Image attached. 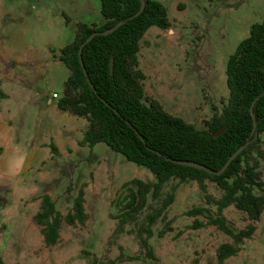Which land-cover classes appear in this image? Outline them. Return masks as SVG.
<instances>
[{"label":"rangeland","instance_id":"obj_1","mask_svg":"<svg viewBox=\"0 0 264 264\" xmlns=\"http://www.w3.org/2000/svg\"><path fill=\"white\" fill-rule=\"evenodd\" d=\"M161 2L171 25L165 30L150 26L140 42L138 68L145 75L144 91L167 112L201 128L204 120L211 117L215 108L219 111L228 97L227 60L240 40L248 36L251 25L264 19V0ZM50 7L52 11L57 9L55 5ZM21 11L24 19L13 20L22 32L21 42L30 39L37 44L44 42L38 31L47 30L49 25L54 30L52 15L29 16L24 6ZM21 68L26 75L30 71L27 79L4 85L10 98L0 100L2 109H10L6 114L12 121L5 131H0V261L91 264L95 258L98 264H108L110 260L114 264H149L153 260L145 255V249L129 231L132 225H126L122 233H114L116 220L111 214L118 212L112 200L120 202L124 182L132 178L149 181L154 175L104 142L92 146L70 143L67 147V139L84 132V119L59 112L48 102L47 94L59 90V82L54 78L48 80L46 75L42 77L36 67H18ZM259 138L264 150V133ZM52 145L57 146L56 152L52 151ZM17 152L25 156L24 167L18 175H6V165ZM260 169L264 180V158L260 159ZM205 183L208 194L214 198L222 195L216 182L206 179ZM174 185V200L153 224V235L148 240L156 256L154 262L264 264V211L253 222L255 230L243 240L238 253L219 263L217 247L232 239L208 223V217L216 214V206L206 202L195 180L170 179L163 186L162 196ZM81 188L87 220L74 225L63 222L59 242L46 246L33 219L40 207V196L48 194L56 209L65 215ZM196 206L209 211L195 216L186 214ZM222 215L235 230L252 223L244 211L233 205L224 208ZM194 220L205 224L194 227ZM159 231L163 234L158 235Z\"/></svg>","mask_w":264,"mask_h":264},{"label":"trees","instance_id":"obj_2","mask_svg":"<svg viewBox=\"0 0 264 264\" xmlns=\"http://www.w3.org/2000/svg\"><path fill=\"white\" fill-rule=\"evenodd\" d=\"M144 2L143 10L130 18L139 9L141 0H100L104 23L99 26L78 23L73 41L59 50V59L70 73L58 107L86 120L87 128L80 145L104 142L154 175L153 180L132 178L122 184L121 190L125 192L120 202L112 200L118 208L116 214H111L116 220L114 233H122L126 225H132L129 231L145 249V255L153 260L149 264H158L154 262L156 256L148 240L153 235V224L173 202L176 189L174 185L162 196L163 186L170 179L195 180L206 202L216 206V214L208 217V223L216 225L232 239L216 249L218 262L222 263L236 255L243 240L251 237L255 230L253 222L259 220L264 211V180L260 169L264 150L259 138L264 133V19L251 25L248 36L240 40L227 60L228 97L222 108L219 111L215 108L211 117L204 120L203 127L197 128L167 112L144 91L145 75L138 68L140 42L150 26L165 30L171 25L162 2ZM120 20L125 21L114 31L95 35L82 47L81 58L94 86L92 89L80 65L78 48L89 34L109 28ZM0 95L3 94L0 92ZM253 100L256 138L252 134L250 111ZM221 128L224 130L219 135L211 136ZM246 142L248 145L219 175L170 160H192L218 170L230 154ZM51 149L57 151L54 145ZM206 179L216 182L222 189L219 198L208 194ZM40 200L33 219L40 227L46 246L59 242L63 222L82 224L88 218L82 188L65 215L56 209L48 194L40 196ZM229 205L244 211L252 223L242 229L232 228L222 215V210ZM204 211L209 209L196 206L186 214L195 216ZM203 224L205 222L200 220L193 222L194 227ZM161 234L163 231L158 232ZM114 263L110 260L108 264ZM91 264H98V261L94 258Z\"/></svg>","mask_w":264,"mask_h":264},{"label":"crops","instance_id":"obj_3","mask_svg":"<svg viewBox=\"0 0 264 264\" xmlns=\"http://www.w3.org/2000/svg\"><path fill=\"white\" fill-rule=\"evenodd\" d=\"M56 2H59V5ZM53 5L57 8L55 11L50 10V6ZM23 6L28 9L29 16L49 13L52 15L50 17L54 20V30L49 25L47 30L39 29L38 31L43 36L41 41L44 42L37 44L33 39L21 42L22 32L20 28L14 26L13 20L24 19L21 11ZM78 23L97 26L104 23L100 0H0V92L4 94L0 100L10 98L4 85L12 83L13 80L21 83V80L25 81L30 74L29 70L26 75L25 70L18 67L21 65L36 67L42 77L46 78V75L48 80L54 78L61 85L59 90L53 89L47 94L48 102H52L59 112L71 114L59 108L58 98H52L51 94L52 92H56L58 96L63 94L64 82L70 71L59 59V50L73 41ZM3 101L0 102V131H5L8 124H12L10 115L6 114L10 109L7 107L2 109ZM83 123L84 126L86 125L83 128L85 131L87 128L85 119ZM83 134L84 132L75 138H70L71 140L67 139L68 142L65 143L67 147L70 143L71 145L79 144ZM67 136L70 137V135Z\"/></svg>","mask_w":264,"mask_h":264},{"label":"water","instance_id":"obj_4","mask_svg":"<svg viewBox=\"0 0 264 264\" xmlns=\"http://www.w3.org/2000/svg\"><path fill=\"white\" fill-rule=\"evenodd\" d=\"M144 5H145V2L144 0H141V3H140V7L139 9L137 10V12H135V14H133L131 17H134L136 15H138L144 8ZM125 20H120L118 21L117 23H115L113 26L109 27V28H106L104 30H96L94 32H92L91 34H89L85 40L80 44L79 48H78V55H79V60H80V65L82 67V70H83V73L88 81V84L89 86L94 89V86L92 84V82L90 81L89 77H88V74H87V71H86V68L83 64V61H82V58H81V51H82V47L87 43L89 42L95 35H98V34H101V35H106L112 31H114L117 27H119L120 25H122L124 23ZM112 68H113V58H111L110 60V72H112ZM254 102L255 100H253L251 106H250V111H251V114H252V117H253V129H252V134H254V137L253 138H256L258 133L256 131V127H257V124H256V121L254 119V113H253V105H254ZM224 130V128H221L215 132H212L211 133V136H216V135H219L222 131ZM249 142H246L245 144L239 146L232 154H230V156L226 159V161L224 162V164L218 169V170H212L210 168H208L207 166L199 163V162H195V161H192V160H184V159H176V158H171L170 160L173 162V163H176V164H180V165H185V166H191V167H195V168H199V169H203L207 172H210V173H213V174H216V175H219L221 174L225 168L228 166V164L248 145Z\"/></svg>","mask_w":264,"mask_h":264},{"label":"clouds","instance_id":"obj_5","mask_svg":"<svg viewBox=\"0 0 264 264\" xmlns=\"http://www.w3.org/2000/svg\"><path fill=\"white\" fill-rule=\"evenodd\" d=\"M24 163H25V156L20 154L19 152L14 153L10 157L6 165V175L9 176L18 175L22 171L24 167Z\"/></svg>","mask_w":264,"mask_h":264},{"label":"built area","instance_id":"obj_6","mask_svg":"<svg viewBox=\"0 0 264 264\" xmlns=\"http://www.w3.org/2000/svg\"><path fill=\"white\" fill-rule=\"evenodd\" d=\"M51 97L56 98V97H58V94L56 92H52Z\"/></svg>","mask_w":264,"mask_h":264}]
</instances>
